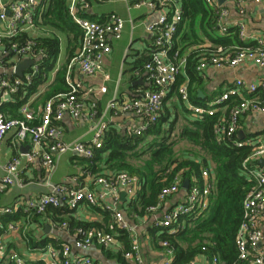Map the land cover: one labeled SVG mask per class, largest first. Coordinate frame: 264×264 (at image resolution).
Listing matches in <instances>:
<instances>
[{"label": "built area", "instance_id": "2783aa9c", "mask_svg": "<svg viewBox=\"0 0 264 264\" xmlns=\"http://www.w3.org/2000/svg\"><path fill=\"white\" fill-rule=\"evenodd\" d=\"M106 1V0H103ZM206 4H216L217 0H204ZM241 9L246 0H233ZM264 8V0H252ZM35 0H10L8 5L2 6L0 19L4 21V28L0 30V49L4 54L14 56L16 59L21 56L33 59L31 70L24 75V78L13 77L0 78V105L7 96L15 93L24 82L29 83L33 74L38 71L41 59L46 56L42 48H36L35 38L28 36L23 40L14 39L6 45L5 39L19 37L22 33L30 31L35 27L34 10ZM134 7L145 6L150 11H157L155 21L146 24V31L152 36L150 47V59L143 65L142 74L139 76L145 87L128 98H111L105 109L101 112L97 109V103L88 98V93L83 88L81 80L74 77L73 69L77 68L81 75L92 76L103 71L105 57L111 52V40L119 39L124 28V19L116 14L110 13L103 22L92 20L81 16L79 11L85 13L90 4L86 0H69V14L72 20L81 29V37L78 48L67 61L65 81L69 87L68 91L58 93L49 98L43 105L34 111L25 103L20 107L19 117H8L0 109V146L9 132H13V148L15 152L4 166V174L0 176V193L6 191L13 185H21V170L23 166L34 167L40 165L46 170V182L50 184V175L55 168L59 156L66 152H73L93 157L95 149L102 146L103 136L107 130L105 115L113 113H132L138 123L128 127V133L140 136L148 127L155 124L163 111L164 101L174 86L178 99L183 103L184 111L193 120H200L205 116H211L226 108V102L232 97H239L237 103L229 109V115L225 122L216 126L215 132L218 139L222 136L233 135L239 125L240 117L248 110H255L264 113V102L259 97L244 98L240 88L244 87L248 92L255 93L260 90L264 93V82L260 85H245L241 80L235 82L236 87L230 88L220 94L211 97L205 105L194 104L190 98L189 81L186 76L175 85L179 77L184 75L186 64L185 56L178 51L172 52L175 45V35L178 25L182 20L181 8L176 0H132ZM6 11H9L7 13ZM242 11V10H241ZM226 9L221 8L218 14V22L221 33H226L227 28L222 22ZM239 37H244V24H237ZM252 45H229V46H207L200 47L199 61L196 69L202 74L208 68L228 69L234 68L247 61H252L258 66H264V40L260 37L254 38ZM16 64L12 68L15 69ZM107 78V75L104 76ZM105 90L104 87L101 88ZM69 115L74 119H82L88 122L93 135L89 143L80 140L64 142L62 140V128L60 120ZM26 150L19 151V148L26 147ZM244 144L252 145L251 154L243 161V167L249 178L253 179L254 185L247 192L243 201V220L238 228L236 246L238 250V261L241 264H264V232L261 223L264 218L260 217L264 211V167L258 165L250 166L251 162L264 159V142L246 139L236 141L237 146ZM202 183L193 184L190 187L187 198L173 211L164 215L159 221L162 227L171 225L183 214H198L208 207L209 193L213 187L210 171L207 168L201 170ZM95 181L101 186L99 197L88 187L70 186L66 183L51 185V191L39 196H32L25 199H18L13 206H0V260L4 257L15 264H24L30 260L24 257L15 249L8 248L6 238L11 235H22V226L14 221H5L4 217L14 212L15 208L23 207L28 213H42L48 205L58 206L63 202L71 209H76L81 203L94 205L99 198H110L105 209L112 215V222L121 229H128V224L123 213L116 209V203L120 197V189L125 190L129 199L135 197L140 180L137 176L125 171H118L116 174L108 173L95 177ZM179 189L177 179L168 186H164L158 193V201L155 205L148 207V211H154L162 201ZM62 227L67 224L63 222ZM175 227L170 232H175ZM93 242L99 245L109 246L116 242L113 233L99 228L75 229L72 243H62L58 247L47 245L32 250L35 259L43 260L45 264H98L94 259L84 254L72 255V248L87 250ZM165 247L167 258L160 264H169L172 259V251L166 241L161 242ZM30 253V251L28 252ZM124 256L133 262L141 264L142 256L138 249L137 242H131L129 250ZM211 264H215L213 257ZM182 264H195L194 260ZM210 264V263H209Z\"/></svg>", "mask_w": 264, "mask_h": 264}, {"label": "crops", "instance_id": "0c3cea01", "mask_svg": "<svg viewBox=\"0 0 264 264\" xmlns=\"http://www.w3.org/2000/svg\"><path fill=\"white\" fill-rule=\"evenodd\" d=\"M35 1L37 5L36 9L34 10V19L36 21V11H39L40 9L42 10V7L44 5L42 3L43 0ZM9 2L10 0H0V12L2 10V6L8 5ZM131 2L132 0H91L89 3V8L85 12L88 18L96 21H105L110 13H116L120 15L125 21L121 37L119 39L111 40L112 49L111 52L105 57L106 60L102 72H99L92 76H86L81 75L77 68L73 69L74 77L81 80L83 88L86 91L91 90L88 93V98L95 100L97 106L102 110L105 109L107 102L111 98L114 97L117 99H125L130 96H133L140 88L145 87L143 81H141L140 83H134L140 77L132 79L131 77L133 76L134 72L130 70V67L132 61L137 57L138 54H147V52H149L150 47L152 45V36L146 31V24L155 21L157 19L158 13L157 11H150L145 6L134 7L131 5ZM205 5L215 10L217 15V29L216 31H214L213 34L215 37H226L235 33L239 40L244 42V45L254 44L255 37H260L264 40V8L260 4H257L252 0H246L240 9L239 5L233 0H223L221 2L217 0L216 4L209 5L205 3ZM221 8L226 9V14L222 19V22L227 28L226 33H221L219 27L218 14ZM238 23L244 24L243 38L239 37L237 28ZM4 25V21L0 19V30L4 28ZM49 32V29L39 26L35 23L34 29L26 31L25 34L27 36H32L36 38L39 36H44ZM201 36L202 42L198 44L199 47H214L217 45H221L220 43L215 44L203 34H201ZM178 38V34L175 35V44L178 42ZM62 42H64L65 44L64 55L62 54L61 57L59 51L56 64L53 70L49 73L47 80L43 84H40L37 88V93L31 95L25 102L28 104L29 108L36 112L44 103L37 102L36 98L39 96V93L41 94L46 89L47 85H49V83L53 80L57 70L66 61V40L64 36H59L60 48L62 47ZM79 42L80 37L76 42V46L73 53L78 48ZM191 49H194V47H191ZM25 59L32 60V63L23 70L22 76H18L15 73V69L13 70L12 66L13 64L17 65L18 62ZM32 64L33 59L30 57L21 56L16 59L14 56L4 54L2 52V49H0V78H24V75L31 70L30 67ZM105 75H107V78L104 77ZM201 78V85L198 88H195L194 92L191 93L189 91L192 102L197 105H205V103H207V101L211 97L220 94L230 88L236 87L235 82L237 80H241L245 85H260L262 82H264V66H258L252 61H247L234 68L228 69H217L211 67L206 69L201 74ZM102 87L105 88L104 91L101 90ZM240 91L241 95L244 98L249 99L255 94L256 97H259V99L264 102V93L260 90L257 93H250L244 87H242L240 88ZM12 100L13 96L11 94L7 96L1 104L8 103ZM25 103L21 104L19 107L16 108L15 116H12L6 110H2L1 108L0 109L5 114L8 113L9 115L6 114L8 117H19L20 107ZM183 106V103L178 99L176 88L173 86L165 98L163 107L164 109L162 111L163 113L166 110L168 111L166 119H169L170 122H173L175 125L171 133L172 138L175 140L173 149L175 152H177L178 155H183L184 157L193 155V152L201 155L202 157H206V153L200 148L194 147L188 141L179 138L180 129L184 125L189 124L190 121H193V119L188 116L187 113L184 111ZM105 120L107 121V127H115L117 130L126 134L128 133V127H133L138 123L134 114L126 112H108L105 115ZM59 125L62 128V140L64 142L80 140L84 143H89L92 138L93 130L90 129L88 122L85 120L74 119L69 115H65L60 120ZM240 129L244 132V137L242 135L238 137V130ZM235 133L238 141H243L247 138H251L254 139V141L259 140L264 142V113L255 110H248L247 112L243 113L239 120V127L237 128ZM13 134L14 131L9 132L0 146V176L4 174V166L6 162L15 152H17L15 148H13ZM25 144V148L24 146H22L23 148H19L18 150H26L28 144ZM178 144L180 147L176 149ZM104 155L105 153H103V156ZM83 160H85V162H82ZM259 160L260 159L251 163H253V165H258L259 168L264 167V164L258 162ZM95 163L96 162H93L91 158H88L78 153H63L57 159L55 168L51 172L50 184L46 182L47 173L42 166H23V169L21 170L20 174L22 184L13 185L9 187L6 191L1 192L0 206H13L15 201H17L18 199H25L32 196L36 197L43 193L50 192L51 185L59 183H66L70 186L84 185L89 189L93 190L95 194L99 197L102 188L100 184L95 181V177L110 170L106 169L104 164H102L101 162L98 164V167H101V169H95ZM210 177L212 178V183H214L211 173ZM183 181L184 180L177 179V183L179 186L178 191L169 195L164 201L161 202V204L154 211H146V213L142 215H138L134 211L127 210V203L129 202V198L126 195L125 190L123 188L120 189V197L118 202L116 203V209L123 213L124 219L128 224V229L124 230L128 234L127 236L129 238V244L131 245V242L133 241L137 242L138 249L142 256L141 264H160L162 261H164V259L167 258L165 247H163L161 244L162 240H160L159 234L163 231L164 228L170 227L160 226L159 221L163 219L166 213L173 211L180 204L184 203L190 190V183L188 181V188H183ZM139 189L140 187L138 188V190ZM122 192L125 193L124 199L121 198ZM208 199L210 203L209 196ZM110 201V198L106 197L97 199V202L94 205H90L85 202L81 203L76 209H74L73 217L75 219L83 221L85 220L89 222H100L103 225L101 228L106 230L107 225H109V227L115 225L112 222L111 213L108 211L109 213L104 215V212H102V210H106L104 207ZM18 208H22L23 212H26L23 207L19 206ZM18 208H15L14 212H16ZM206 209H204L198 214H182L172 225L175 227L176 231L179 229H185L188 224L187 221L189 218L195 219L200 217L206 211ZM104 217L107 218L104 219ZM260 217L264 218V211L261 213ZM30 221L32 220L29 219L28 222ZM14 222L19 223L23 227L21 229L22 235H20V237H18L17 235H11L12 237L7 236V247L9 249H15L24 257L27 256L28 258H30V260H35V254H31L35 251H31L39 249V247H29V244L27 242L28 236L26 237L25 233L26 229H31L32 226L36 225V223H28L27 221H23L21 219L16 220ZM43 223V232L45 233V225H50V223L45 221ZM91 228L96 229L98 227ZM261 228L264 232V222L261 223ZM29 231L30 230H28V232ZM237 232L235 235V240ZM39 233L40 228L38 227L37 232L35 234L40 235ZM47 233H49L51 237L53 236L54 238L60 240L58 246H60V244L62 243H72L74 239V229L72 231L65 230L63 228H58L54 230L50 225V230H48ZM114 235L116 237V242L112 245L103 246L97 244L96 242H93L87 250L81 251L72 248L71 253L72 255H88L92 259H94L98 264H124L125 262H127L126 264H133L132 261H130L124 256L125 250L129 249H125L123 241L119 239L116 234ZM45 247L40 248L41 250H43ZM170 249L172 251L171 257L173 259L174 251L171 247ZM29 251L30 253H28ZM213 257L216 258V261H214L215 264H223V261L220 260L218 255H213L209 259H207L204 255H198L193 260L195 261V264H211L213 261ZM123 260L124 262H122Z\"/></svg>", "mask_w": 264, "mask_h": 264}, {"label": "trees", "instance_id": "16d2710c", "mask_svg": "<svg viewBox=\"0 0 264 264\" xmlns=\"http://www.w3.org/2000/svg\"><path fill=\"white\" fill-rule=\"evenodd\" d=\"M86 1L90 3L91 0ZM176 1L181 8L182 20L176 32L179 37L178 42L174 45L172 52L178 51L181 56H185L186 64L184 75L179 77L175 85H178L186 76L189 81V91L192 93L202 82L201 74L196 69L200 58L197 49L200 48L198 44L202 42L201 34L207 36L215 44L220 43L225 47L230 43H232L230 45L242 46L244 42L240 41L235 33L226 37L213 35L217 29V15L215 10L205 5L204 0ZM42 3L43 9L36 11V24L49 29L50 32L44 36L36 37L35 41L36 48H42L46 56L41 59L38 71L33 74L31 81L24 82L12 94V101L0 105L2 110L8 111L12 116L16 115L17 107L25 103L31 95L37 93L38 86L47 80L49 73L53 70L60 51L59 36H64L66 40V61L57 70L46 89L41 94L39 93L36 101L46 102L54 95L64 93L69 89L65 81L66 65L82 32L69 14V0H43ZM79 14L87 17L86 13L83 14L79 11ZM27 37L25 33H22L19 37L5 39V43L8 45L14 39L23 40ZM149 53L150 50L147 54H138L132 61L130 67V70L134 72L132 79H136L142 74L141 68L150 59ZM252 97H256V95L254 94ZM238 100L239 97H232L226 102L225 109L200 120L190 121L180 129L179 138L200 148L206 153V157L195 152L192 153L193 155L184 157L174 151L175 140L171 133L175 125L166 119L167 110L164 113L161 112L156 123L148 127L140 136L123 133L115 127H107L102 146L96 149L91 157L93 162H96L95 169H101L98 167L101 162L106 169L110 170L101 175L108 173L113 175L118 171H125L139 178L140 189L135 197L129 199L127 203V210L134 211L138 215L145 214L148 207L157 203L158 193L164 186L171 185L175 179H188L190 187L193 184H201V169L204 167L209 169L214 183L209 194L210 203L206 211L198 218H189L185 229L170 233L169 229L174 227L171 225L170 228H164L159 234L160 240L166 241L174 251V258L169 264L189 262L198 255H204L207 259L218 255L223 264H241L238 261L235 235L244 218L242 201L254 185L253 179L248 177L247 171L243 167L244 159L252 152V145L237 146L236 133L218 139L215 132L216 126L221 121L227 120L230 107ZM97 109L99 112L102 110L98 106ZM103 153H105L104 156ZM131 159H135L136 162H132ZM250 166H253V163H250ZM102 212L104 215L109 213L108 210H102ZM73 213L74 209L69 208L63 202L56 207L48 205L42 213L23 212L22 208H18L16 212L5 216L4 220L21 219L28 222L31 219L32 221L28 223L35 222L36 225L31 229H26L25 233L26 237L28 236L29 247L32 248L45 247L47 244L58 247L60 243V240L43 232L44 221L49 222L54 230L63 228L72 231L78 228H101L103 226L100 222L75 219ZM106 218L104 217V219ZM63 222L67 224L65 228L61 226ZM37 226L40 228V235L35 234ZM28 230L30 231L28 232ZM106 230L116 234L123 241L125 249L131 247L128 234L124 229L115 225L112 227L107 225ZM0 264L15 263L4 257L0 260ZM24 264L45 263L43 260L35 259L25 261Z\"/></svg>", "mask_w": 264, "mask_h": 264}, {"label": "water", "instance_id": "95a60500", "mask_svg": "<svg viewBox=\"0 0 264 264\" xmlns=\"http://www.w3.org/2000/svg\"><path fill=\"white\" fill-rule=\"evenodd\" d=\"M219 2L223 1V0H218ZM8 13V11H6ZM32 63V60L30 59H25V60H22L20 62L17 63V65L15 66V73L18 75V76H22V72L23 70ZM142 81L141 78H139L137 81H135L134 83H140ZM243 136L244 137V132L240 129L238 130V137L240 136ZM258 162L264 164V159H260ZM182 187L183 188H188V179H184L183 183H182ZM124 196H125V193L122 192L121 193V198L124 199ZM48 230H50V225H45V231L47 232Z\"/></svg>", "mask_w": 264, "mask_h": 264}, {"label": "rangeland", "instance_id": "374dc122", "mask_svg": "<svg viewBox=\"0 0 264 264\" xmlns=\"http://www.w3.org/2000/svg\"><path fill=\"white\" fill-rule=\"evenodd\" d=\"M64 45H65L64 42H62V47L60 48V56L61 57H62V54L64 55ZM105 60H104V63H105ZM178 147H180L179 144L177 145L176 149H178ZM142 159H143V157H142ZM131 160H132V162H136L135 159H131Z\"/></svg>", "mask_w": 264, "mask_h": 264}]
</instances>
